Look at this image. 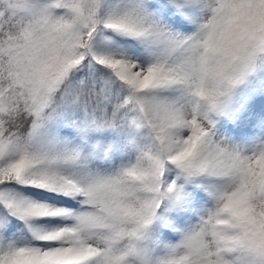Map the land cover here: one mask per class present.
<instances>
[{"label":"snow or ice","instance_id":"snow-or-ice-1","mask_svg":"<svg viewBox=\"0 0 264 264\" xmlns=\"http://www.w3.org/2000/svg\"><path fill=\"white\" fill-rule=\"evenodd\" d=\"M0 264H264V0H0Z\"/></svg>","mask_w":264,"mask_h":264}]
</instances>
